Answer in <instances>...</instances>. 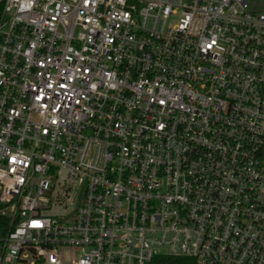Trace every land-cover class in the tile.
I'll use <instances>...</instances> for the list:
<instances>
[{"label": "built area", "instance_id": "obj_1", "mask_svg": "<svg viewBox=\"0 0 264 264\" xmlns=\"http://www.w3.org/2000/svg\"><path fill=\"white\" fill-rule=\"evenodd\" d=\"M0 264H264V0H0Z\"/></svg>", "mask_w": 264, "mask_h": 264}, {"label": "rangeland", "instance_id": "obj_2", "mask_svg": "<svg viewBox=\"0 0 264 264\" xmlns=\"http://www.w3.org/2000/svg\"><path fill=\"white\" fill-rule=\"evenodd\" d=\"M0 254H1V251H0ZM0 257H1V255H0Z\"/></svg>", "mask_w": 264, "mask_h": 264}]
</instances>
